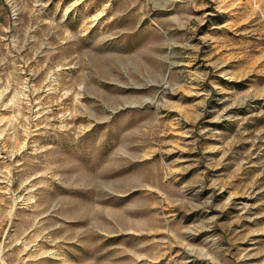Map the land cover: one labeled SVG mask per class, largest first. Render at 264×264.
<instances>
[{
  "label": "rangeland",
  "instance_id": "374dc122",
  "mask_svg": "<svg viewBox=\"0 0 264 264\" xmlns=\"http://www.w3.org/2000/svg\"><path fill=\"white\" fill-rule=\"evenodd\" d=\"M0 264H264V0H0Z\"/></svg>",
  "mask_w": 264,
  "mask_h": 264
}]
</instances>
